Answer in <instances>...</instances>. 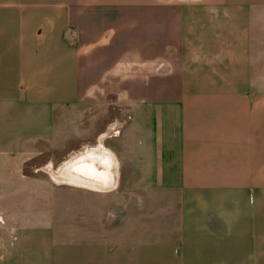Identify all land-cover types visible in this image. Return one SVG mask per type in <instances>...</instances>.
<instances>
[{"label":"crops","instance_id":"crops-1","mask_svg":"<svg viewBox=\"0 0 264 264\" xmlns=\"http://www.w3.org/2000/svg\"><path fill=\"white\" fill-rule=\"evenodd\" d=\"M0 264H264V0H0Z\"/></svg>","mask_w":264,"mask_h":264},{"label":"bare ground","instance_id":"bare-ground-1","mask_svg":"<svg viewBox=\"0 0 264 264\" xmlns=\"http://www.w3.org/2000/svg\"><path fill=\"white\" fill-rule=\"evenodd\" d=\"M105 174L114 175L112 164L105 161L98 162L93 157L89 160L84 153L72 156L58 170L59 176L80 183H86V178L93 179L94 176Z\"/></svg>","mask_w":264,"mask_h":264}]
</instances>
